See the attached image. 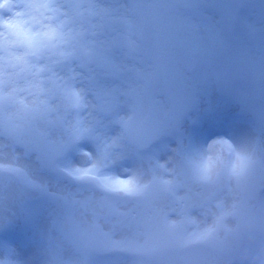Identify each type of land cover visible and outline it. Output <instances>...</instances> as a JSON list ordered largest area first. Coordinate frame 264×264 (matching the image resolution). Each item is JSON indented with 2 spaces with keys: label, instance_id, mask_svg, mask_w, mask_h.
<instances>
[{
  "label": "rangeland",
  "instance_id": "rangeland-1",
  "mask_svg": "<svg viewBox=\"0 0 264 264\" xmlns=\"http://www.w3.org/2000/svg\"><path fill=\"white\" fill-rule=\"evenodd\" d=\"M80 2L87 10L77 21L84 36L75 58L56 71L85 91L88 107L79 113L84 120L82 130L74 131L76 114L66 109L56 90L50 99L51 112L24 117L0 110V162L19 164L24 176L43 188L31 192L0 171V233L8 229L18 233L11 242L0 240V261L219 264L217 259L222 256L224 264L227 250L240 238V234L228 235L229 230L235 228L239 233L247 221L244 210L240 217L236 214L239 205L264 228V175L258 172L264 167V81L237 82L231 90L213 73L209 62L222 67L230 83L248 69L253 72L257 64L264 79V49L258 53L249 33L253 27L264 38V0ZM76 3L66 0L64 6L71 9ZM241 5L233 35L228 37L232 17ZM148 13L155 27L150 35L145 34L141 19ZM229 40L245 61L231 57ZM198 48L206 53L204 61L195 55ZM159 63L167 67L166 73H159ZM192 67L197 69L192 71ZM97 87L103 89L99 95ZM190 118L198 123L192 125ZM139 123L154 137L145 149L134 134ZM216 134L248 146L255 164L240 183L225 180L206 188L191 180L183 161ZM83 140L86 143L81 146ZM114 140L119 147H111ZM82 148L92 150V159L81 153ZM160 162L174 168V173L161 168ZM91 163L101 165L106 174L126 176L130 174L126 170L141 171L150 186L131 200L73 180L66 173ZM173 175L179 186L164 196L162 181ZM255 184L263 185L262 197L256 200L260 216L247 193ZM220 202L231 211L212 240L222 239V245L187 252L169 246L167 239L172 235L183 245L187 234L211 223L222 210L217 206ZM171 221L178 226L169 227ZM28 225L29 230H21ZM109 237L131 238L137 250L106 255ZM156 243L162 245L165 263L147 253ZM245 243L253 251L264 247V233L258 231L253 241L247 235Z\"/></svg>",
  "mask_w": 264,
  "mask_h": 264
},
{
  "label": "clouds",
  "instance_id": "clouds-1",
  "mask_svg": "<svg viewBox=\"0 0 264 264\" xmlns=\"http://www.w3.org/2000/svg\"><path fill=\"white\" fill-rule=\"evenodd\" d=\"M65 2L0 0V110L24 117L51 112L50 99L56 90L66 109L76 114L73 128L79 133L84 125L79 113L88 107L85 91L76 87L71 77H61L56 68L75 58L76 47L84 36L77 21L83 19L87 10L80 0L71 9L64 6ZM119 146L115 140L111 144V147ZM183 163L195 184L211 188L225 180L244 181L252 171L255 156L246 145H238L227 137H216L188 155ZM160 167L174 173V168L168 169L166 162H160ZM0 171L21 172L23 169L15 162H0ZM66 171L73 180L94 182L104 191L128 198L141 197L151 183L138 170H126L130 173L126 176L103 174L99 164L76 166ZM162 182L169 191L179 186L175 175ZM217 206L222 209L219 215L211 223L187 234L185 243L209 242L218 236L231 211L223 207V202ZM177 226L178 222H169V227ZM242 264H264V247L245 250Z\"/></svg>",
  "mask_w": 264,
  "mask_h": 264
},
{
  "label": "snow or ice",
  "instance_id": "snow-or-ice-1",
  "mask_svg": "<svg viewBox=\"0 0 264 264\" xmlns=\"http://www.w3.org/2000/svg\"><path fill=\"white\" fill-rule=\"evenodd\" d=\"M103 89L97 87V95H99ZM108 247L113 252H126V251H136L137 245L136 242L131 238H121V239H112L108 238Z\"/></svg>",
  "mask_w": 264,
  "mask_h": 264
},
{
  "label": "bare ground",
  "instance_id": "bare-ground-1",
  "mask_svg": "<svg viewBox=\"0 0 264 264\" xmlns=\"http://www.w3.org/2000/svg\"><path fill=\"white\" fill-rule=\"evenodd\" d=\"M189 121H192V119L190 118ZM230 130H233V128H231ZM234 130H235V128H234ZM5 178H6V176H5ZM7 179H9V177H7ZM9 180H11V181H13V182H16V181H14V180L11 179V178H10ZM16 183H17V182H16ZM217 260H218V263L221 264V263L223 262L224 258H223L222 256H219Z\"/></svg>",
  "mask_w": 264,
  "mask_h": 264
}]
</instances>
